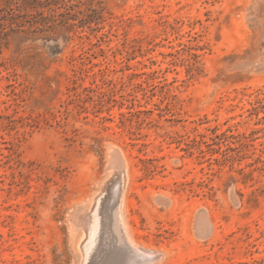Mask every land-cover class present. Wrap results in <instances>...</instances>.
Wrapping results in <instances>:
<instances>
[{"label":"rangeland","instance_id":"1","mask_svg":"<svg viewBox=\"0 0 264 264\" xmlns=\"http://www.w3.org/2000/svg\"><path fill=\"white\" fill-rule=\"evenodd\" d=\"M155 261L264 264V0H0V264Z\"/></svg>","mask_w":264,"mask_h":264},{"label":"bare ground","instance_id":"2","mask_svg":"<svg viewBox=\"0 0 264 264\" xmlns=\"http://www.w3.org/2000/svg\"><path fill=\"white\" fill-rule=\"evenodd\" d=\"M121 173V172H120ZM118 174V173H117ZM120 176H122V175H120ZM124 176H126V175H123V177ZM117 177V176H116ZM126 178V177H125ZM121 179V178H120ZM115 180H117V179H115ZM119 180V179H118ZM122 180V179H121ZM114 181V180H113ZM123 181V180H122ZM125 181V180H124ZM123 181V182H124ZM125 183H126V181H125ZM125 183H123V185H122V182H121V185H122V187L123 186H125L124 184ZM117 185H118V183H117ZM116 186V185H115ZM120 187V186H119ZM119 187H118V190H119ZM115 188V187H114ZM115 189H112V195L113 194H115L116 192H118V190L117 191H114ZM123 191V188H122V190H121V192ZM105 192V191H104ZM123 192H125V191H123ZM123 194V193H122ZM118 195H119V193H118ZM115 196H117V195H115ZM103 197H104V195H103ZM121 197H123V195L122 196H120V200H119V203H118V210H117V215H116V217H118V220H116V222L117 223H125V222H123V219H122V213H121V203H122V201H121ZM117 198V197H116ZM113 199V201H114V198H112ZM111 200V199H110ZM100 201H101V199H100ZM117 201V200H116ZM125 201V200H124ZM111 202V201H110ZM110 205V204H109ZM116 205V204H115ZM100 208V207H99ZM106 209V208H105ZM110 209V208H109ZM100 211V210H99ZM110 211V210H109ZM114 211H116V210H114ZM113 211V212H114ZM102 213V212H101ZM116 214V213H115ZM102 215V214H101ZM99 214H98V207H97V209H96V211L94 212V214L92 215V220H91V222H90V226H89V230H90V239H89V243H88V246L86 247V259H88V257H89V255H90V253H91V251H92V249L94 248V246H95V243H96V241H97V239H98V237H99V233H100V228H101V223H100V218H99ZM109 216H111V215H109ZM115 216V215H114ZM101 217V216H100ZM104 217V216H103ZM113 217V216H112ZM115 218V217H114ZM106 219H107V216H106ZM101 221H102V219H101ZM120 228V227H119ZM116 229V228H115ZM117 234L120 236V237H122L121 235H123V234H120L121 232L119 231V229H118V227H117ZM123 230H125V228L123 229ZM122 232H124V231H122ZM116 233V232H115ZM127 234V233H126ZM105 235V234H104ZM116 235V234H115ZM109 236V235H108ZM108 236L106 237V238H108ZM124 237H125V235H123ZM118 236H116V238H117ZM104 238V237H103ZM115 238V237H114ZM123 238V237H122ZM127 238V237H126ZM112 239V238H111ZM110 239V240H111ZM105 240V239H104ZM108 240V239H107ZM123 240H125V239H123ZM128 240V239H127ZM99 241V240H98ZM114 241H116V240H114ZM103 242H105V241H103ZM102 242V243H103ZM117 242H118V239H117ZM109 243V242H108ZM112 243V242H111ZM118 244V243H117ZM102 245H104V243L103 244H101V246ZM123 245V244H122ZM121 245V246H122ZM125 245H126V243H125ZM124 245V246H125ZM137 243L134 245V244H132V243H130V246L132 247V249L133 250H135V251H139L141 254H143V255H145V256H147V257H150V258H152L153 257V255H152V252L151 251H147V250H141V249H139L137 246ZM110 247V246H109ZM123 249H125L124 247H122ZM141 248V247H140ZM108 249V248H107ZM117 249V248H116ZM119 249H121V248H119ZM145 249V248H144ZM118 250V249H117ZM127 250V249H126ZM150 250V249H149ZM124 251V250H123ZM123 251H121L122 253H123ZM94 252V251H93ZM104 252V251H103ZM112 252V251H111ZM127 252H128V250H127ZM127 252H126V254H127ZM97 253V252H96ZM109 253V252H108ZM118 253H119V251H118ZM94 254V253H93ZM120 254V253H119ZM126 254H125V256H126ZM132 255V254H131ZM98 256V255H97ZM103 256V255H102ZM101 256V257H102ZM108 256V255H107ZM121 256V255H120ZM124 256V255H123ZM125 256H124V258H125ZM111 257V256H110ZM162 257V256H161ZM94 258V257H93ZM92 258V259H93ZM123 258V257H122ZM163 258H164V256H163ZM162 258V259H163ZM104 259V258H103ZM103 259H101V260H103ZM112 259V258H111ZM126 259V258H125ZM160 259V258H159ZM122 259H120V261H121ZM97 261V260H96ZM104 261V260H103ZM127 261V260H126ZM156 261H158V260H156ZM155 261V262H156ZM161 261V259L159 260V262ZM101 262V261H100ZM99 262V263H100ZM111 262V261H110ZM104 263V262H103ZM152 263V262H151ZM90 264V263H89ZM118 264V263H117ZM121 264V263H120ZM125 264V263H124ZM143 264V263H142ZM144 264H145V262H144ZM147 264H149V263H147ZM155 264V263H154ZM156 264H157V262H156Z\"/></svg>","mask_w":264,"mask_h":264},{"label":"trees","instance_id":"3","mask_svg":"<svg viewBox=\"0 0 264 264\" xmlns=\"http://www.w3.org/2000/svg\"><path fill=\"white\" fill-rule=\"evenodd\" d=\"M17 11H20L19 6H17L16 9H11L9 11V14L11 15L12 23L17 26V30H20L25 24L20 22L21 18H24L25 15H22L18 13Z\"/></svg>","mask_w":264,"mask_h":264}]
</instances>
